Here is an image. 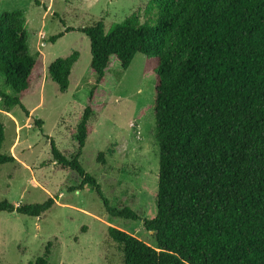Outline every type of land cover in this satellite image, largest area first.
I'll return each instance as SVG.
<instances>
[{
	"label": "trees",
	"instance_id": "16d2710c",
	"mask_svg": "<svg viewBox=\"0 0 264 264\" xmlns=\"http://www.w3.org/2000/svg\"><path fill=\"white\" fill-rule=\"evenodd\" d=\"M144 21L137 15L105 32L102 19L48 38L54 43L78 31L89 40L95 77L76 127V152L68 157L50 142L53 161L89 185L108 216L138 221L129 207L112 208L95 178L79 161L90 133L95 92L112 62L128 69L135 54L156 59L154 142L158 148L156 215L143 219L155 246L114 227L107 239L118 245L123 264H264V0H146ZM78 53L54 60L49 78L61 93ZM42 56L29 53L21 11L0 15V101L6 110L42 78ZM26 117L28 111L23 109ZM41 130L42 121L35 120ZM4 128L0 123V149ZM0 154V165L13 163ZM97 161L104 163L103 153ZM54 200L0 212L38 218ZM51 243L33 264H50Z\"/></svg>",
	"mask_w": 264,
	"mask_h": 264
},
{
	"label": "rangeland",
	"instance_id": "374dc122",
	"mask_svg": "<svg viewBox=\"0 0 264 264\" xmlns=\"http://www.w3.org/2000/svg\"><path fill=\"white\" fill-rule=\"evenodd\" d=\"M146 0H0L3 12L21 11L29 53L42 56V78L21 101L6 110L0 101L4 141L0 154L15 161L0 165V202L14 206L52 207L38 218L0 212V264H33L51 243L50 264H123L118 245L107 239L114 227L154 247L152 233L142 220L156 215L158 148L154 142L153 100L156 59L135 54L128 69L112 62L95 92L96 109L80 156L84 171L95 178L99 192L112 208L129 207L141 220L112 218L102 199L81 179L62 169L51 155L50 142L68 157L76 152V127L95 77L90 72L89 40L78 31L65 33L54 43L49 37L102 19L111 25L131 15L143 22ZM78 53L65 93L47 74L58 58ZM0 90L5 87L0 74ZM11 116L16 120H13ZM35 120L42 121L41 130ZM102 152L104 163L97 161Z\"/></svg>",
	"mask_w": 264,
	"mask_h": 264
},
{
	"label": "crops",
	"instance_id": "0c3cea01",
	"mask_svg": "<svg viewBox=\"0 0 264 264\" xmlns=\"http://www.w3.org/2000/svg\"><path fill=\"white\" fill-rule=\"evenodd\" d=\"M29 115H30V112H29ZM11 118H12L13 120H15L12 116H11ZM27 118H29V116H28ZM15 121H16V120H15Z\"/></svg>",
	"mask_w": 264,
	"mask_h": 264
}]
</instances>
